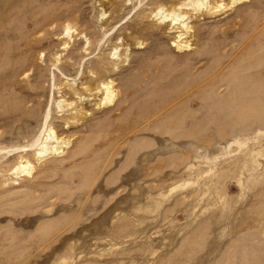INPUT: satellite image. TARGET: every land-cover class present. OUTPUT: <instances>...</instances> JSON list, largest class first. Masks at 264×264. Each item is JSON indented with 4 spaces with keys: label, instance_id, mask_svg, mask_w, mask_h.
Returning a JSON list of instances; mask_svg holds the SVG:
<instances>
[{
    "label": "rangeland",
    "instance_id": "obj_1",
    "mask_svg": "<svg viewBox=\"0 0 264 264\" xmlns=\"http://www.w3.org/2000/svg\"><path fill=\"white\" fill-rule=\"evenodd\" d=\"M192 1L0 0V264H264V0Z\"/></svg>",
    "mask_w": 264,
    "mask_h": 264
},
{
    "label": "bare ground",
    "instance_id": "obj_2",
    "mask_svg": "<svg viewBox=\"0 0 264 264\" xmlns=\"http://www.w3.org/2000/svg\"><path fill=\"white\" fill-rule=\"evenodd\" d=\"M237 1V0H235ZM190 3V2H188ZM193 5H196V6H199L201 4H203V0H193L192 1ZM192 3H191V6H192ZM182 6H187L186 4H182ZM161 11V10H160ZM158 13V12H157ZM163 13V12H161ZM166 14V13H165ZM162 15V14H161ZM169 17H171L170 21H172V24L175 25L177 24V21L181 18H183V16H180L179 13L176 15V14H170ZM165 18H168L166 16L163 17V19ZM166 20V19H165ZM181 27L180 31H176L177 34L175 36V39L174 42H173V45L174 47L176 48L177 47V50L179 48H184L185 47H188L184 41L182 42L181 39H182V36L184 35L185 31L188 30V26L185 25V23H181V25H179ZM178 28V27H177ZM184 30V31H183ZM175 31V30H174ZM179 47V48H178ZM98 91L101 92V95L102 97L99 99L98 101V106L99 105H104V104H108L110 103L114 96L112 95L113 94V91L111 90L110 86L108 85V83H100L99 86L97 87L96 89V92L98 93ZM67 107L68 106H71V104L67 103L66 105ZM68 120L64 123V124H67ZM53 139V140H51ZM51 140V142H50ZM55 143V144H53ZM68 142H65V141H58L57 138H56V135H55V131L52 130V129H47V133H46V136L39 141V139L37 138L35 140V142L32 144L33 148L35 149V152L33 154L34 156V161L35 162H39L41 160H43L44 158H46L47 156L49 155H59L60 153H63V151L61 150V147L60 145L61 144H64V146L67 145ZM36 147V148H35ZM65 149V148H64ZM19 163V162H18ZM26 165H19L15 168V170H18L20 169V167L22 169H25L26 170V166H28L27 170L29 171L31 168V165L26 161L25 162ZM33 166V165H32ZM26 170V171H27ZM27 171V172H28ZM20 173V172H19ZM27 175V174H26Z\"/></svg>",
    "mask_w": 264,
    "mask_h": 264
}]
</instances>
